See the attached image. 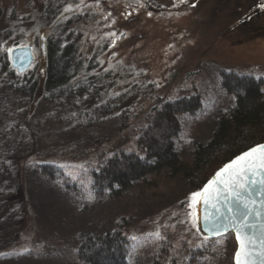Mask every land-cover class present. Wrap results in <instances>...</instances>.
Returning a JSON list of instances; mask_svg holds the SVG:
<instances>
[{
    "label": "rangeland",
    "instance_id": "rangeland-1",
    "mask_svg": "<svg viewBox=\"0 0 264 264\" xmlns=\"http://www.w3.org/2000/svg\"><path fill=\"white\" fill-rule=\"evenodd\" d=\"M47 1L0 0V35L8 32L0 39V53L32 46L34 71L43 66L40 37L48 43L60 34L41 18ZM255 1H66L60 18L80 16L71 24L81 38L83 61L70 84L94 91L95 102L83 110L93 121L88 129L78 127L68 118L77 110L70 105L57 107L55 119L40 109L39 93L17 100L1 94L0 115L11 123L13 140L2 153L21 162L17 189L28 220L21 258L8 264H82L77 247L86 233H121L129 241L128 264H232L233 235L207 240L191 227L188 203L194 190L178 177L165 171L135 183L121 197L98 198L89 174L118 151L139 154L135 140L154 112L183 97L202 102L194 116L179 115L183 130L176 150L191 161L192 143L207 142L217 115L234 106V97L222 91L223 74L264 82V9ZM246 15L250 22H244ZM37 163L57 166L64 177H38Z\"/></svg>",
    "mask_w": 264,
    "mask_h": 264
},
{
    "label": "trees",
    "instance_id": "trees-1",
    "mask_svg": "<svg viewBox=\"0 0 264 264\" xmlns=\"http://www.w3.org/2000/svg\"><path fill=\"white\" fill-rule=\"evenodd\" d=\"M66 1L48 0L41 16L47 27L52 25L54 31L60 33L45 46L42 72L38 68L21 76L10 69L8 54L0 53V101L3 100L1 94L17 100V97L26 96L31 99V95L39 93L37 101L42 112L49 111L50 116H55L57 107L73 106L77 110L74 116H68L69 120L78 122V127L82 129H88L93 119L89 120V111L83 110L95 102V94L81 83L76 86L70 84L81 70L83 61L79 57L81 38L71 24L78 21L80 16L60 18ZM3 34L8 36V32L4 31L0 39H3ZM221 78L222 91L234 97V106L217 115L213 122V133L207 142L192 143L191 161L182 160L176 150L177 138L183 130L179 115L194 116L201 110L202 102L198 97H183L163 103L154 112L151 123L135 140L139 154L118 151L103 161L96 171L91 170L89 175L93 195L118 198L135 183L165 171L174 178L178 177L190 189L198 191L224 164L251 147L263 144V80L241 77L233 72H226ZM73 100L78 102V106ZM97 108L96 113L102 111L100 106ZM3 110L5 108L0 107V111ZM9 123L0 115V264L20 260L18 249L25 243L22 236L28 227V220L24 219L26 201L21 199L23 194L20 195L17 189L16 168L20 167L21 162H16L15 154L2 153V148L5 149L13 141L8 136L12 131ZM36 166V175L48 181L64 177L63 171L55 165L37 163ZM82 239L77 247V259L82 264H128L129 241L121 233L95 237L86 233Z\"/></svg>",
    "mask_w": 264,
    "mask_h": 264
},
{
    "label": "snow or ice",
    "instance_id": "snow-or-ice-1",
    "mask_svg": "<svg viewBox=\"0 0 264 264\" xmlns=\"http://www.w3.org/2000/svg\"><path fill=\"white\" fill-rule=\"evenodd\" d=\"M186 2L179 0L180 4ZM258 6L264 9V0H258ZM7 53L10 60L16 59L13 48H7ZM201 205L202 216H198L197 206ZM188 207L191 227L197 233L201 232L198 221H202L203 232L212 236L235 233V264H264V144L224 164L200 190L190 194Z\"/></svg>",
    "mask_w": 264,
    "mask_h": 264
},
{
    "label": "water",
    "instance_id": "water-1",
    "mask_svg": "<svg viewBox=\"0 0 264 264\" xmlns=\"http://www.w3.org/2000/svg\"><path fill=\"white\" fill-rule=\"evenodd\" d=\"M101 1H104V0H101ZM41 49L43 50V46H41ZM13 55L16 57V59L15 60H10L9 59L10 69L11 70H14L19 75L23 76V74H27L33 68V65L35 63V61H34L35 59H34L32 47L30 45H28L26 47L14 48ZM30 58L32 60L31 63H29V59ZM213 177H211L210 179H212ZM197 215L198 216H202V205L201 206H197ZM198 225L201 228V232L199 234H202V236L205 239H207V240L222 238L223 236H226V235H229V234L233 235L234 242L236 243V249L238 248V242L235 239V233L234 232L230 231L229 233L222 234L221 237H216V236H212L210 233H204L203 232L202 221H198ZM235 251H234V253H235ZM232 264H235L234 255H233V259H232Z\"/></svg>",
    "mask_w": 264,
    "mask_h": 264
},
{
    "label": "flooded vegetation",
    "instance_id": "flooded-vegetation-1",
    "mask_svg": "<svg viewBox=\"0 0 264 264\" xmlns=\"http://www.w3.org/2000/svg\"><path fill=\"white\" fill-rule=\"evenodd\" d=\"M254 4H255V6H257V8H258V1L256 0L255 2H254ZM255 12H256V8H255ZM252 19H251V17L249 16V15H246L245 17H244V22L245 23H247V22H250ZM243 22V23H244ZM248 26V25H247ZM254 29V28H253ZM256 30H260L258 27L256 28ZM251 31V30H250ZM41 38H43V39H41ZM40 45L41 46H43V50L41 49V46H40V50L42 51V53H41V56H42V58H43V55L45 54V46H46V39L44 38V36L42 35L41 37H40ZM32 50H33V48H32ZM33 52H34V50H33ZM42 58H41V60H42ZM36 62H37V60H36ZM42 62H43V60H42ZM36 64V63H35ZM35 66V65H34ZM34 68V67H33ZM39 68V70L41 71V69H42V64H41V66L40 67H38ZM33 70V69H32ZM42 72V71H41Z\"/></svg>",
    "mask_w": 264,
    "mask_h": 264
}]
</instances>
